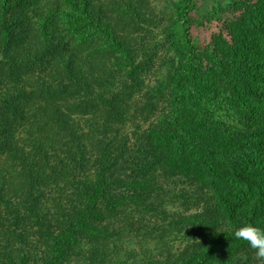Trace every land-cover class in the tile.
<instances>
[{"label": "trees", "instance_id": "16d2710c", "mask_svg": "<svg viewBox=\"0 0 264 264\" xmlns=\"http://www.w3.org/2000/svg\"><path fill=\"white\" fill-rule=\"evenodd\" d=\"M246 225L264 0H0V264H259Z\"/></svg>", "mask_w": 264, "mask_h": 264}, {"label": "clouds", "instance_id": "9594fccd", "mask_svg": "<svg viewBox=\"0 0 264 264\" xmlns=\"http://www.w3.org/2000/svg\"><path fill=\"white\" fill-rule=\"evenodd\" d=\"M234 236L237 240L246 242L254 251L259 264H264V230L256 226L246 225L236 229Z\"/></svg>", "mask_w": 264, "mask_h": 264}, {"label": "rangeland", "instance_id": "374dc122", "mask_svg": "<svg viewBox=\"0 0 264 264\" xmlns=\"http://www.w3.org/2000/svg\"><path fill=\"white\" fill-rule=\"evenodd\" d=\"M215 31V25H212L210 28L206 27V28H201V29H197V28H192L191 33L193 35V37L199 42V43H205L206 41L209 40L212 32Z\"/></svg>", "mask_w": 264, "mask_h": 264}]
</instances>
